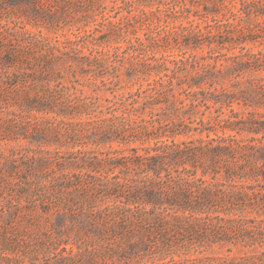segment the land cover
Listing matches in <instances>:
<instances>
[{"label": "trees", "instance_id": "16d2710c", "mask_svg": "<svg viewBox=\"0 0 264 264\" xmlns=\"http://www.w3.org/2000/svg\"><path fill=\"white\" fill-rule=\"evenodd\" d=\"M61 5L71 12L83 10V18L94 23L95 7L102 0H0L1 15L19 12L12 26L0 20V109L17 106L53 114L51 122L59 126L54 135L60 136L63 126L69 141L76 139L81 124L76 119L84 117L95 136L91 142L103 143L122 132L119 124L103 117L98 95L77 93L75 81L70 87L61 81L64 71L74 77L79 65L91 67L97 58L79 60L72 49L66 50L72 41L62 50L60 41L51 43L23 30L29 22L17 19L21 15L28 20L32 14L43 22ZM213 7L212 12L220 10L218 3ZM241 10L246 18L263 16L264 0H244ZM222 26L229 28L217 24V32L194 36L209 50L208 56L192 57L187 76L178 84L187 120H156L154 131L144 134L154 143L140 148L142 153L135 147L129 154L79 149L18 158L15 152L10 158L0 155L1 251L27 244V235L33 244L59 252L69 243L84 245L88 264L98 259L101 264H264V112L255 110L264 107V50L253 52L244 45H264V28L249 26L234 36L232 23ZM91 30L92 37L100 31ZM85 31L76 29L77 42ZM235 48L237 54L222 52ZM225 79L233 92L222 85ZM165 90V98L175 96L170 85ZM211 101L219 105L217 115L196 119ZM235 101L253 109L245 116L229 110L221 118L222 105L231 107ZM17 128L31 142L44 130L21 115L0 117V140H16ZM178 135L186 139L177 142ZM214 248L238 255L230 261L188 258ZM63 258H68L66 264H83L70 255Z\"/></svg>", "mask_w": 264, "mask_h": 264}, {"label": "rangeland", "instance_id": "374dc122", "mask_svg": "<svg viewBox=\"0 0 264 264\" xmlns=\"http://www.w3.org/2000/svg\"><path fill=\"white\" fill-rule=\"evenodd\" d=\"M242 1L244 0H102V6L95 7L97 20L94 23L83 18V10L75 9L71 12L66 5L59 6L57 12L47 15L43 22L33 19L32 14L28 20L18 16V20L29 22L23 30L48 38L51 43L60 41L57 45L62 50L67 41H72L66 50L72 49L77 59L85 56L97 58L91 67L79 65L82 68H78L74 77L64 71L61 81L65 87L72 86V81H75L77 93L83 91V95H98V103L102 104V109L106 112L103 117L110 123L119 124L122 132L118 136L112 135L111 140L103 143H92L91 140H94L95 136L82 117L76 119L81 122L76 139L69 141L65 138L66 129L63 126L59 129L60 136L54 135V128L59 126L51 122L54 121L53 114L20 111L17 106H9L0 109L2 119L8 120L21 115L24 120L36 122L44 130L34 136L38 141L31 142L23 138L22 129L17 128L16 140H0V155L10 158L11 153L15 152V157L18 158L21 155L35 156L55 150L66 153L79 149H88L98 155L100 152L129 154L135 147L142 153L140 148L152 146L154 143L153 139H146L144 134L154 131L159 124L156 120L163 123L178 122L179 118L187 120L188 114L179 103L183 96L178 95L181 88L178 84L187 76L192 57L208 56L209 50L205 41H201V45L197 44L195 34L205 36L208 31L217 32V24H221V28H229L222 26L225 23H232L234 36L238 30L249 26L264 28V15L246 18L241 10ZM215 3L220 5V10L212 12ZM207 9L211 13H205ZM12 11L10 16L1 15L3 11H0L2 24L13 25L10 21L19 12L16 13L14 9ZM214 25L215 27H212ZM93 27L100 31H96L92 37L89 34ZM78 28L86 31L84 38L77 42L74 33ZM202 40H205L204 37ZM244 45L253 52L264 50V45L257 42L246 41ZM238 50L239 48L223 49L222 52L232 55L237 54ZM180 60H187L186 65H181ZM207 62L212 63V60ZM167 85L174 88V97H164ZM222 85L228 93L233 92L229 80H223ZM209 105L207 110L201 107L200 112L205 111V114H197L195 118H214L219 105L213 106L212 101ZM252 109L235 101L231 107L222 105L219 114L221 118H226L229 110H234L245 116ZM255 110L263 113L264 107H255ZM225 132L226 135L231 133ZM218 134L221 135V131H218ZM214 136L213 132L210 133V137ZM183 139L186 137L178 135L174 140L179 142ZM128 174L129 172L126 177H129ZM23 239L27 244L19 242L9 250H0V264H66L68 258L64 259L63 256L69 255L83 264L90 261L88 248L84 245L76 248L69 243L61 246L65 247L66 251L59 252L51 247H40L39 243L33 244L27 235ZM34 255L36 260L33 259ZM236 255L238 254L235 251L228 252L226 248H214L202 254H190L188 258L211 257L217 261L223 258L230 261L231 257ZM96 264H101V260L98 259Z\"/></svg>", "mask_w": 264, "mask_h": 264}]
</instances>
